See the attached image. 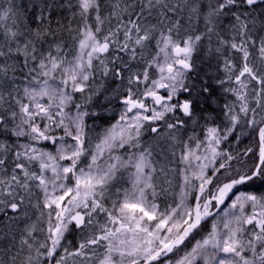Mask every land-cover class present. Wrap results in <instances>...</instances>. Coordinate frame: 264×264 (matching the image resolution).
Masks as SVG:
<instances>
[{
	"label": "snow or ice",
	"instance_id": "obj_1",
	"mask_svg": "<svg viewBox=\"0 0 264 264\" xmlns=\"http://www.w3.org/2000/svg\"><path fill=\"white\" fill-rule=\"evenodd\" d=\"M0 264H264V0H0Z\"/></svg>",
	"mask_w": 264,
	"mask_h": 264
}]
</instances>
